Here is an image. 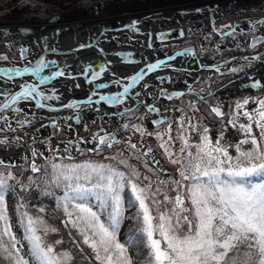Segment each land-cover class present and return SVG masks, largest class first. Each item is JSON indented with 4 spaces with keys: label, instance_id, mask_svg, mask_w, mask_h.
<instances>
[{
    "label": "snow or ice",
    "instance_id": "snow-or-ice-1",
    "mask_svg": "<svg viewBox=\"0 0 264 264\" xmlns=\"http://www.w3.org/2000/svg\"><path fill=\"white\" fill-rule=\"evenodd\" d=\"M139 21H132L126 27L138 31ZM264 25V20L256 21V25ZM230 27V26H229ZM183 31L180 35L183 36ZM234 36L235 30L229 33ZM207 39V37H205ZM164 39V34H160ZM264 45V36L253 33L249 47L255 49L257 44ZM92 45H81V47ZM54 51V49H53ZM103 51V49H101ZM27 52V49H22ZM122 55V54H118ZM191 49L168 56L167 60L177 57L194 56ZM6 55H0V60H7ZM249 61H264V56L256 55ZM110 63V62H109ZM55 61L40 59L34 66L23 68L13 65L0 68V74L7 77L5 83L12 82L15 77H23L26 73L35 76L39 84H45L58 77L65 76L63 68L51 70L50 65ZM165 65L164 60L148 63L137 72L125 79L130 80L123 87L122 92L110 95H100V101L106 102L110 107L122 105L131 99L130 89L140 84L141 89L149 87L145 80L146 74L152 73ZM244 65L231 67L232 73L244 70ZM47 71V74L45 73ZM91 70V81H96L105 73L104 68L92 70L88 65L83 70V75L88 76ZM216 71H220L219 67ZM164 80L163 77H157ZM75 79V77H73ZM170 80V78H168ZM120 84L121 80L110 81ZM19 92H2L0 96L5 99L0 101V109L11 108L14 113H23V108H13L21 99L35 100L37 108H45L44 102L59 100L55 95H46L38 88L37 83L19 85ZM76 87H79L77 84ZM97 89H106L108 83L101 82L95 85ZM251 88L264 90V84L254 80ZM203 91V90H201ZM167 99L179 98L183 92H167L161 90ZM150 95V93H146ZM91 95H99L93 91ZM139 101V94H135ZM211 96L212 94L209 93ZM200 99L206 102V98ZM93 102L91 96L88 104ZM143 103V101H139ZM254 103L255 108L247 110L246 106ZM67 108L80 109L81 103L73 101ZM149 112L160 114L155 105L148 106ZM132 109H128L131 112ZM176 111H181L176 109ZM198 111V109H197ZM128 112H122L123 118L128 117ZM210 113L221 119L227 115V126L239 128L242 139L236 144L222 143L223 132L219 133L215 141L211 138L210 129L191 118L185 119L182 115L178 119V129L175 137L172 135L171 118L160 115V119L153 120V124H165L164 133L148 132L137 124L124 123L120 129L113 132L105 131L102 127L95 133L90 141L95 147L87 149L90 152H101L104 148L125 145V148L137 150L132 155L148 171L155 173L152 164H158L155 156L144 159L153 152L151 147L146 151L138 150V144L132 142L131 136L118 138L120 130L130 127L141 136L155 135L161 141L158 145L169 161L178 166L177 177L160 178L154 181L135 165L129 163V157L124 152L117 150L115 155L107 158L108 163L99 161L75 162L71 149L83 153L79 142L69 140L61 154L60 147H49L52 153L44 157L45 172L36 177H29V183H22L12 169L17 165L12 158L6 162L0 159V259L6 264H75V255L71 250H58L57 246L63 244L62 239L48 240L51 233H58V227L48 223L45 218L46 209L43 206L29 211V204L25 194L37 191L39 195L52 197L56 200V209L62 212V223L66 229L75 230L79 241L73 238V244L79 253L86 245L91 250V259L96 264H264V96L248 97L237 101L229 112L223 111V106L217 104L210 107ZM247 123H242L241 118ZM71 119V117L69 118ZM77 122L80 117H76ZM5 125L12 129L7 117L0 116ZM21 127L27 120H16ZM259 130V136L253 132V125ZM43 127V126H42ZM52 127L59 128L57 123ZM70 127V126H69ZM0 131H3L0 128ZM103 133V134H101ZM196 134L199 140L191 142V136ZM17 141L21 138L16 137ZM35 140V137H33ZM82 139V138H81ZM179 142V148L176 147ZM7 137L0 140V144H8ZM50 143L47 139L40 141L41 145ZM245 145H251L245 148ZM234 149L236 155L230 153ZM43 152L36 148L31 150L32 159L28 168L32 173H41V166L35 162L36 157H43ZM25 161L29 157H22ZM50 169V171H48ZM161 171H163L161 169ZM170 188L174 196L162 191ZM61 190L62 195L56 196L55 190ZM18 196L16 204L17 223L23 228L22 238H18L12 224V217L8 208V194ZM186 201L189 206H186ZM131 215H127L133 210ZM131 219L135 228L131 230L128 238L121 242L119 231L123 222ZM69 236L72 235L69 231ZM24 242H27L28 252L25 254ZM139 248L140 254L130 252V248ZM84 259H88L84 257Z\"/></svg>",
    "mask_w": 264,
    "mask_h": 264
},
{
    "label": "rangeland",
    "instance_id": "rangeland-1",
    "mask_svg": "<svg viewBox=\"0 0 264 264\" xmlns=\"http://www.w3.org/2000/svg\"><path fill=\"white\" fill-rule=\"evenodd\" d=\"M38 1L26 4L14 1L1 9L0 17L2 20L0 19V27L7 28L11 31V33L9 36H6L5 34L0 35V52H3L5 49L16 50V45L25 43L29 49V53H33L39 56L42 52L40 39L44 37L45 42H48V37H50L51 39L53 37H58L55 41L57 43H55L54 45L69 47L68 45L71 37L74 35L73 33L76 32L74 29V26L76 25L81 27L80 30L83 29L85 31L83 37H87L84 39L79 38L77 40V45H87L92 41L90 43L92 45V52L101 54L108 51L109 47L107 46V43L108 45L110 44V42H113L114 44L116 42L114 41V39L118 37L121 40V44L126 45L129 39L136 42L147 40L148 37L153 38L152 35L156 31L180 29L184 33L181 38H175L169 42L162 43L161 47L157 48L154 51H151V49L148 47L138 48L139 51L143 53L152 52V54H157L160 56L161 54H169L170 51L173 52L183 50L184 48H192L197 57L204 60H216L219 59V57H223L225 59L228 57L233 58L234 56H239L237 60H235V62H232L229 65L230 67H240L241 65H244V68L263 69L264 67V61L251 60V66H247L249 64V61L242 60L244 57L251 58L259 53L253 48L249 47V44L251 43L249 40L250 38H252L253 33L256 36H260L259 33L264 31V25L257 24L255 29H253L252 27V25L256 21L264 19V0H180V2L175 0H126V2H124V0H110L109 3H106L107 7L103 9H101V5L99 3L100 0H93L92 4L95 3L94 8L95 5L98 6L97 15H95V11L93 8L87 7V2L83 3V8L80 7L81 11L77 10V12H74V6H78L79 1L81 0H79L78 2H74L69 8L65 9H63L62 7L58 9L46 2H43V7H41L37 4ZM221 5L226 6L225 10L222 12L219 10V6ZM42 8L48 11L51 10L48 12L50 13L49 15H52L51 18H47L43 21L41 20L38 12L41 11ZM26 11L27 14H25ZM177 13H179L178 17L175 20L171 21V19H174L176 17ZM216 14L218 15L216 16ZM54 18H56L58 21L51 22L50 20H53ZM141 19L143 23L148 27H152V30H148L144 33L140 31V33L136 32L134 34L132 30L120 29L119 24H117L118 22H121L125 26L130 20L141 21ZM77 21H79V23L75 24ZM18 24L30 25L31 28L36 31L35 33L37 37L32 38V40L23 39L24 36L20 35L18 32ZM98 27H102L101 29H103L101 30L102 37L99 40H94V38L92 37L94 33H90L89 30H92L94 32V30H97ZM233 30H235V35H229V33L233 32ZM89 36H91L92 38ZM262 36H264V34ZM205 37H207V39ZM242 38L244 39L242 40ZM15 39H17V43L14 42ZM29 41L36 43V50L33 49V46ZM7 42H10L12 45L8 47ZM47 42L45 43V48H47ZM229 42L234 44L230 46L228 44ZM260 46L261 47H259L258 50L261 49L264 52V45L261 44ZM99 48L103 49V51H101V49ZM51 49H53V47ZM63 51L70 55H67V57L60 56L59 58L54 54H46L48 56H46L44 60L55 58L56 60H58L59 64L64 65L63 68L66 66L67 70H71V66L74 65L75 67L78 62L82 63L84 61L81 60L82 57H80L83 55L78 56L71 51ZM5 55L8 57V59L0 60V68L12 67L13 65H15L16 67H20V64L26 65L31 63L33 58L36 59V57L32 56L30 59L26 58L25 60H22L21 63H17L14 61L15 54H10V52H7ZM255 65H258V67H254ZM178 66L182 65L179 64ZM185 66L189 67L188 65ZM74 70H77V68L75 67ZM175 73L179 77L180 81L185 84V77L186 75H188V72L182 71L179 73ZM197 73L199 74L198 79L193 82L192 87L186 91L185 95L180 98V102H178L177 106L174 107L175 111L176 109H180L181 111H176L170 116L172 135L175 137L178 129V119L179 117L184 115L186 120L188 118H191L193 122L198 121L201 125H206L207 127H209V129L211 130L210 135L213 141H215L219 133L223 132L224 140L222 141V143L233 145L236 144L240 139L243 138L239 128L234 129L231 126H227L225 130L228 119L227 115L224 117L222 123L220 118L210 113V107L221 104L223 106V111L225 113H228L230 107H234L237 101H241L244 98L248 97L264 96V90H258L249 87L252 79H248L243 84H241L238 90L234 91L233 87L237 85V81L240 76H242V74H244L245 78L247 76L241 71L232 73L230 70H224L222 72H205L203 70ZM218 73L221 74L219 75ZM250 77L253 78L254 75L250 74ZM21 78L28 79L24 76ZM6 79V76L0 74V85L2 84V81H5ZM77 79L82 80V78L80 77H77ZM68 83L69 78L67 76H63L59 78V82H53L49 86V88H52L58 93L60 92L61 88L63 95H67L68 90H66L65 88L66 86H68ZM18 85V78H14L12 82H8L6 87L8 90L11 89L13 91H16L20 88L18 87ZM170 86L171 88L178 89H181L182 87L176 82H172ZM86 88H89V85H86ZM82 89L85 90V87L82 86ZM3 90L4 89L1 85L0 91L4 92ZM193 90L195 91V93L200 95H191L190 93L193 92ZM228 92H231V94H228ZM209 93H211L212 95L210 96ZM225 93L227 94V96L224 95ZM87 95L88 94H84V96ZM150 95L155 97L158 96L156 90H153ZM201 96H204L206 98V102L200 99ZM23 106L24 102L19 101L12 107L20 108ZM98 107L100 108L99 111H94L96 113L95 118L94 116H91V119L86 123L87 126H81L83 130L87 132L85 134H87V136L91 138L92 135L99 132L102 127L105 129V131L112 132L115 129H120V126L124 123H129L130 125L137 124L145 128L148 132H165L166 125L163 126L159 124H153V120L147 115L148 113L146 112V109H144V112H138L137 110L128 112L125 110H128L129 108L124 107V111L122 112H128V117L121 122H117L113 121V119L111 118L112 116L109 115V113L103 111V109H107L104 104H102L101 106L98 105ZM255 107L256 105L254 103H249L246 106L247 110H251ZM168 108L170 109L171 107L168 106ZM10 110L11 108L3 109V115L7 117L8 123L11 124L12 129L21 131L22 134H25L24 138H26V140L21 141L20 143H26L27 145H30L29 152L25 153V155L23 156L22 154H24V151H27V148L22 147L23 144H16L15 141H9V143L12 144L11 146H9V144H5L2 148L0 147V155L2 156L7 157L10 152L13 153V156L14 154H18L19 157L15 158L17 159L15 161L16 164H19L20 160L21 162H24L25 165H28V163L32 159L31 150L33 149V147L42 152L44 148L47 149V147L49 146H55L56 142L60 141L53 142V136H55L59 140H62L63 132L65 129H70L69 133H71V131L78 130L77 127L74 126V123L71 119L65 120L64 117L62 119L56 120L55 122L59 125V128L52 127L53 124L49 123L53 121V115L59 114L56 112L43 111L41 109H38V113L36 111L35 115L33 114L27 117L23 116V113H19L18 115H20V117H18L12 111L8 113L9 115H5L4 112ZM34 111L35 109H33V112ZM67 111H70V109H66L64 112H62L64 116L65 112ZM41 112L45 113L43 114ZM103 114L107 116V119H104V117H102ZM119 116H121V114ZM16 117L22 121H30V123H25L24 126L21 127L17 124L16 121H14ZM32 122L33 124H31ZM241 122L247 123V120L242 117ZM0 128L3 129V131H0V140L2 138L1 136L5 133L6 137H14L12 134H14L15 131L9 129L5 125L3 120L0 121ZM38 128L43 133L47 131V134L44 135L41 132L39 133ZM90 129H92L91 134H89ZM11 131L13 133H11ZM120 131L125 132L127 136H131L132 141H139V150L142 149L146 151L145 148L150 146L156 150L157 157L159 158L161 164L164 167L163 170L165 171L163 173L157 171L156 178L157 176H159L160 178L178 176V166L173 165L169 161L167 156L163 153V150L158 147L161 141L157 140L155 135L141 136L140 133L135 132L131 127L128 130ZM253 132L257 136H259V130L256 129L255 124L253 125ZM123 136L127 137L125 135ZM33 137H35V140L33 139ZM71 138H75V134H72ZM142 138H145V143L140 142ZM45 139L50 142L46 144L47 147L45 145H41L39 142ZM198 140V135L193 134L191 136V142L195 143ZM142 145H144V147ZM94 146V143H91V145H85L83 137V141L80 142L79 147L81 149H84L85 151H83V153L77 152L74 147V153L72 155L74 161H89V159H87V157L89 158L87 154L90 153V151H87V149L93 148ZM179 146V142H177L176 147L179 148ZM244 147L250 148L251 145H245ZM118 148L119 150L124 152V155H129V161L133 160L143 165L141 161L137 160L132 155V153L137 150H132L130 148L126 149L125 145L121 144L119 146L114 145L113 148H111L113 150V152L111 153L116 154ZM230 153L233 156L236 155L234 149H230ZM24 156L29 157V160L25 161L24 159H22V157ZM144 159H149V157H145ZM5 161L8 162L9 160ZM42 161L43 157L35 158V162L39 163L38 165H40ZM106 161L108 160L106 159ZM163 190H165L170 196L175 195L174 192L170 191V188H163ZM186 206H189L187 201ZM12 224L14 227L13 217ZM123 230L124 228H121L119 233H122Z\"/></svg>",
    "mask_w": 264,
    "mask_h": 264
},
{
    "label": "water",
    "instance_id": "water-1",
    "mask_svg": "<svg viewBox=\"0 0 264 264\" xmlns=\"http://www.w3.org/2000/svg\"><path fill=\"white\" fill-rule=\"evenodd\" d=\"M226 5V4H225ZM224 5V6H225ZM97 8L98 6L95 5V10H96V15H97ZM51 22L52 21H56V18H54L53 20H50ZM119 23V22H118ZM0 32H3L6 36L10 35L9 33V30L7 28H0ZM18 32L20 35L22 36H28V35H31L33 33L32 29L31 28H19L18 29ZM180 32L181 30L180 29H176V30H170V31H158V32H155L153 35H154V38H152L151 42H150V49L151 51H154L156 50L157 48L161 47V44L162 43H166V42H169L173 39H177V38H181L182 36L180 35ZM160 34H164V39H160ZM120 39V38H119ZM251 41H252V38H251ZM15 43H17V39L14 40ZM44 42H42L43 44ZM112 43V42H111ZM128 45L132 46V48H122V49H115L114 51H110L109 52V57H106V58H103V57H99V58H96V59H92V60H88V61H85L83 64H82V68L84 70V68L88 65H91L92 66V70H99L100 68H104L105 69V73L102 74L100 76L99 79H97L96 81H91V70L89 71V74L88 76H85L83 75V71L78 74L79 76H81L82 78H84V84L85 85H91V89L89 90L88 89V92L90 91V94L95 91V92H98L99 95H91L93 96L91 98V100L93 102L95 101H100V95H110V94H113L115 92H122L123 91V87L127 84V83H130L131 81L130 80H127L125 83H120V84H114V83H111L110 81L114 80V79H123L122 76L124 75H120V74H123L125 71H134L133 74H135L137 72L138 69L140 68H143L145 67L146 64L148 63H154L156 61H158L157 59L156 60H149L147 59L148 56H153L152 52H147V53H142V55H140L137 51V49L135 48V45H137V47H141V48H144L147 46V43L145 45H141L139 44L137 41L134 42L132 40H128L127 43ZM7 45L8 46H11L12 44L10 42H7ZM257 45H260L259 43ZM17 49L19 51V58L20 59H17V62L21 63L22 60H25L26 58H31L33 55H31V53H29V49L27 47V45L24 43V44H18L17 45ZM22 49H27V52H22ZM44 50V53H41V55H37L36 56V59L33 61V64H36L40 59H44V55L45 53L48 51L46 50V48L43 49ZM177 53V52H175ZM175 53L173 54H168V56H173ZM55 56L58 55V53H53ZM118 54H122V55H118ZM262 53L259 52L257 55H261ZM167 56V57H168ZM167 57L164 58V59H161V60H164L165 63L167 61H170V60H167ZM233 59L235 58H230L226 61H232ZM47 61H55V64H52L50 65V69H53L54 67H56V63L57 61L54 60V59H48ZM110 62V63H109ZM77 66L79 65L78 63L76 64ZM165 65H170V64H165ZM30 66V65H29ZM28 66V67H29ZM114 69H118L119 70V73L116 74L113 70H111L109 67H112ZM25 67V66H24ZM222 70H229L231 67L230 66H227L226 64L220 66ZM182 70H184V68L182 67H178L177 65H171V67H167V66H161L159 69L153 71L152 73H149V74H146L145 76V80L147 81V83H150L151 85L153 86H161L163 85L161 79H158L157 77H163L165 78V82H168V84L174 79L173 76H172V73L173 72H181ZM190 72H200V71H215L216 72V68L215 67H208V66H197L195 67L194 69H188ZM111 71H113L114 73H112ZM221 71V70H220ZM245 71H249V73L247 74H250V72H253L252 69H244L243 73H246ZM253 74H256V73H253ZM264 74V72L262 73ZM261 74V75H262ZM76 74H72L71 78L75 77ZM27 76H31L29 74H25L24 77H27ZM128 76V75H126ZM31 77H35V76H31ZM243 77L240 76V78ZM109 78V79H108ZM170 78V80L168 79ZM191 76L188 74L186 76V80L190 79ZM256 80V79H255ZM254 80H252L253 82ZM261 82V80H259ZM101 82H105V83H108V87L106 89H97L95 87L96 84L98 83H101ZM26 82H23L22 84H25ZM31 83H37L38 84V88L41 89L42 87H45L46 85H49L50 83H52L51 81L50 82H47L45 84H39L38 83V79L37 78H30L28 80V84H31ZM144 83V81H141L140 83H138L137 85H135V87L133 89H130V94H132L131 98L132 99H135L137 98L135 94H143V98H144V104L145 107L147 108L148 110V95L146 93H148L149 91H151L152 88H150L148 90L147 89H141L140 87V84ZM176 83L178 85H182V83H179L178 80L176 81ZM191 81L186 85V87L184 86L181 90L180 89H177V90H174V91H171V92H183L185 93V91L188 89V86L191 85ZM262 84H264V78H262ZM252 84V83H251ZM110 87H113V89H110L108 90ZM115 88V90H114ZM163 88H158L157 91L159 92V100L161 102V104L165 105L166 102L170 103V102H175L176 104L178 103L180 97L177 99V98H174V99H167L166 96L161 92ZM255 89H260V88H255ZM21 89L19 88L18 90L16 91H13V92H19ZM42 90V89H41ZM165 90V89H163ZM262 90V89H261ZM79 94L83 93L82 90H79L78 91ZM89 100V98H81L80 100H77L76 102H80L81 103V110L85 109V108H92L93 110H99L100 108L98 107V105H100L101 101L99 103H92V104H88L87 101ZM128 101V100H126ZM73 102V101H72ZM72 102H69V103H72ZM68 103V104H69ZM106 106H108L109 109H114L115 107H110L107 103H106ZM66 109H72V108H66L64 107V105L62 106H58L52 110H50L51 112H56V113H62L64 110ZM3 109H0V112L2 111ZM45 110V109H44ZM47 110V109H46ZM48 111V110H47ZM172 109H168V108H164V114L163 115H168L170 116L169 112H171ZM149 112V110H148ZM90 113V112H89ZM109 114H114L113 111H110ZM60 114L58 115V118H60ZM69 117H75V115H71V116H65V119H68ZM160 119V117H159ZM119 134L121 135H126L125 132H119ZM140 142L142 143H145V140L142 139ZM153 149V148H152ZM153 153L156 154V151L153 149ZM156 160L159 161L158 164H152L153 167H155L159 172H165L163 169V165L161 164L160 160L156 157ZM161 169L163 171H161Z\"/></svg>",
    "mask_w": 264,
    "mask_h": 264
},
{
    "label": "trees",
    "instance_id": "trees-1",
    "mask_svg": "<svg viewBox=\"0 0 264 264\" xmlns=\"http://www.w3.org/2000/svg\"><path fill=\"white\" fill-rule=\"evenodd\" d=\"M19 2V3H34L35 1L38 0H0V11L1 9L10 4L11 2ZM79 0H40L37 2V4L41 7L43 2H46L56 8H60L62 7L63 9L65 8H69L74 2H78ZM93 0H81L79 1L78 6H74L73 11L77 12L81 11L80 7L83 8V3L87 2V7H91L94 9V4H92ZM110 0H100L99 3L101 5V9L107 7L106 3H109ZM180 2V0H175ZM183 1V0H181ZM189 1V0H188ZM124 2H126V0H124ZM93 5V6H92ZM60 9V10H63ZM51 11V10H49ZM48 10H45L42 8L41 11L38 12L39 17L41 18V20H46L47 18H51L52 15H49L50 13ZM56 11V10H54ZM48 13V14H47ZM27 14V11L26 13ZM1 16V13H0ZM1 19V17H0ZM2 20V19H1ZM8 52L6 49L2 52V53H6ZM0 147H2V144H0ZM111 152H113L112 149H108V148H104L103 151L101 152H90L87 155L89 156V158L87 157V159L91 160V161H99V162H104V163H108L109 161H106V159L112 155ZM126 156V155H125ZM129 157V155L127 156ZM130 164L135 165L137 168H139L144 175H147L149 177H151L154 181L157 179L156 175H157V170L155 169V173L148 171V169L144 168L143 165L137 163L136 161H129ZM45 162H42L40 164L41 166V173H32L30 171L29 168H26L24 171H22L21 166H18L16 168H13L12 171L13 173L16 175V177L24 184L29 183V177H36L37 175H41L45 172ZM48 171H50V169H48ZM162 191L166 192L165 190L162 189ZM56 196H60L62 195V191L57 189L55 190ZM25 198L28 201L29 204V211H35V208H38L40 206L45 207L46 212H45V218L47 219L48 223L56 226L59 228V232L58 233H51L48 236V240L49 241H53L56 239H62L63 240V244L58 247V250H64V249H68L71 250L74 255H75V264H96V262L94 260L91 259V250L86 246V245H81V247H83L84 251L83 253H79L78 248L73 244V238H75L76 241H79V236L76 234L75 230L72 229H66L62 223V220L64 219L62 212H60L59 210L56 209V200L52 197H46V196H42L39 195V193L37 191H33L30 195L29 194H25ZM8 208H9V213L10 215L14 218V231L16 232V235L18 238H22L24 231L23 228L21 226L18 225L17 223V213H16V204H17V200H18V196L13 194V193H9L8 194ZM35 206V208H33L32 206ZM133 210H130L127 215H131ZM121 228H124V230L122 231V233H119V240L121 242H124L128 236L131 233V230H133L135 228V223L133 220L131 219H126ZM121 230V229H120ZM69 231H71L72 235L69 236ZM24 253L28 252V245L27 242H24V249H23ZM130 252L136 253L137 255L140 254V249L133 247L129 249ZM84 257H87L88 259H84ZM0 264H6V262L3 259H0ZM137 264H142L141 261H137Z\"/></svg>",
    "mask_w": 264,
    "mask_h": 264
},
{
    "label": "bare ground",
    "instance_id": "bare-ground-1",
    "mask_svg": "<svg viewBox=\"0 0 264 264\" xmlns=\"http://www.w3.org/2000/svg\"><path fill=\"white\" fill-rule=\"evenodd\" d=\"M225 7L226 6H220V11L222 12V11H224L225 10ZM218 14H216V16H217ZM158 16V15H157ZM262 20H264V19H262ZM56 21H58L57 19H56ZM61 23V22H60ZM74 23V22H73ZM79 23V21H77L75 24H78ZM105 24V23H104ZM121 25H123L121 22L119 23V26H121ZM31 28V26L30 25H27V24H19L18 25V29L19 28ZM122 27V26H121ZM137 27H138V30H140L141 32H147L148 30H152V27H148L146 24H144L143 23V21L141 20V21H139V24L137 25ZM0 28H2V27H0ZM102 27H98L97 28V30H94V32L92 31V30H89V32L90 33H94V35H92V37L94 38V40H99V39H101V30H103V29H101ZM32 29V31H33V33L31 34V35H28V36H24V39H31L32 40V38H34V37H37L36 36V31H34L33 30V28H31ZM74 29H75V33H73L74 35L71 37V40H70V42H69V47H62V45L61 46H56V47H53V44H55V43H57V42H55L56 40H57V38L58 37H53L52 39L50 38V37H48V42H47V45H46V47L48 48V49H50V50H48L46 53H45V55L46 54H53V53H58V54H61V53H64V51L63 50H65V51H71V52H75V53H86V54H84L83 56H81L82 58H81V60H86V61H88V60H92V59H96V58H99V57H101L100 55H98L99 53H91V50L90 49H87V48H82L81 47V45H77L78 43H77V40L79 39V38H82V39H84V38H87V37H83V35L85 34V31L82 29V30H80L81 29V27L80 26H78V25H76V26H74ZM10 31V30H9ZM264 32V31H263ZM1 34H4L3 32H0V35ZM55 36V35H54ZM89 37H91V36H89ZM91 37V38H92ZM243 39V38H242ZM114 41H116L114 44H113V42L111 43L110 42V44L108 45V43H107V46L109 47V49H108V51H112V50H114L116 47H118V46H121L122 44H121V40L119 39V38H115L114 39ZM29 42H31V45L33 46V49L34 50H36L37 48H36V43H33L32 41H29ZM40 42H41V44H42V42H44V43H46L45 42V37L44 38H41L40 39ZM64 42H67V41H64ZM139 44H143L144 42L143 41H137ZM53 47V49H54V51H53V49H51ZM71 47V48H70ZM68 48H70V49H68ZM99 49H101V48H99ZM192 50V49H191ZM95 51V50H94ZM80 54H78V55H80ZM34 56H36L35 54H33ZM167 55V54H166ZM164 57V54H161L160 56L159 55H157V54H155V55H153V56H149V60H161L162 58ZM186 57H188V60H189V63H188V65L190 66V68H193V67H195L198 63H202V64H212L213 62H209V60H198L196 57H195V55L194 56H186ZM217 62H219V61H217ZM216 62V63H217ZM176 64H185L184 62H175ZM237 63V62H236ZM35 64H31L29 67H32V66H34ZM79 68H81V66H78ZM254 67H258V65H255ZM66 68V66L64 67V69ZM72 69H74V65L72 66ZM54 71L55 70H59V67L58 66H56L54 69H53ZM111 70H113L115 73H117V72H119L117 69H114L113 68V66L111 67ZM113 71H111L112 73H114ZM252 71L253 72H250V73H256V74H254V75H257V76H255V77H253V78H250V75H248L247 73H249V71H245L246 73V78L243 76V77H241L240 78V80H238L237 81V85H235V87H233V89H234V91H236V90H238V88H240V86H241V84H243L246 80H248V79H253V80H261V82H262V78H264V76H262L261 74L264 72V69H257V68H253L252 69ZM134 73V71H125L123 74H120V75H128L127 77H130L132 74ZM44 74H47V73H44ZM191 78L189 79V80H187V81H190V80H192L195 76H196V74L195 73H193V72H191ZM68 78H71V76L72 75H66ZM174 79L173 80H175V81H177V76L176 75H174ZM60 77H58V78H56V79H54V80H52L51 82H54V81H57L58 79H59ZM128 79H126V81H127ZM184 85H186V84H184ZM152 87H153V85H152ZM150 89V88H149ZM228 94H231V92H228ZM224 95H226L227 96V94L225 93ZM149 96V95H148ZM61 98L63 99L64 98V95H62L61 96ZM155 98V96H152L149 100H153ZM48 102V105H51V104H57V103H61L59 100H56L55 101V103H52V102H50V101H47ZM103 103H104V101H102ZM34 103H36V102H34ZM33 103V104H34ZM116 109H118L117 107H115ZM160 114H154L153 116H152V120H157L158 121V119H159V117H160V115H163L165 112H164V107L163 106H161L160 107ZM103 111H105V112H109V109H103ZM118 137H120V138H123L124 136L123 135H118ZM143 147H144V145H142ZM155 156V158H156V154H154L153 152L151 153V154H149V159H151V156ZM158 158V157H157Z\"/></svg>",
    "mask_w": 264,
    "mask_h": 264
},
{
    "label": "flooded vegetation",
    "instance_id": "flooded-vegetation-1",
    "mask_svg": "<svg viewBox=\"0 0 264 264\" xmlns=\"http://www.w3.org/2000/svg\"><path fill=\"white\" fill-rule=\"evenodd\" d=\"M0 53H2V52H0ZM7 53V52H6ZM191 95H195V96H199L200 94H197V93H195V91L193 90V92H191L190 93ZM134 110H138V112L140 111V107L139 106H135V109ZM141 112V111H140ZM51 122H54V120L53 121H51Z\"/></svg>",
    "mask_w": 264,
    "mask_h": 264
}]
</instances>
